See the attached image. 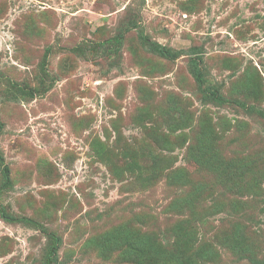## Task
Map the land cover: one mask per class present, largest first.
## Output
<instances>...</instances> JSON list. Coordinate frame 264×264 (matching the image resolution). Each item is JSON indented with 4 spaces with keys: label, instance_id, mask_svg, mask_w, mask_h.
Here are the masks:
<instances>
[{
    "label": "rangeland",
    "instance_id": "obj_1",
    "mask_svg": "<svg viewBox=\"0 0 264 264\" xmlns=\"http://www.w3.org/2000/svg\"><path fill=\"white\" fill-rule=\"evenodd\" d=\"M119 34L117 53L91 48ZM139 34L180 54L149 53ZM248 108L264 113V0H0V207L15 220L0 218V264H46L49 235L51 264H124L102 240L121 224L179 253V221L217 202L192 223L209 250L197 264L263 260L264 118ZM200 140L211 166L194 161ZM236 224L252 263L222 242Z\"/></svg>",
    "mask_w": 264,
    "mask_h": 264
},
{
    "label": "trees",
    "instance_id": "obj_2",
    "mask_svg": "<svg viewBox=\"0 0 264 264\" xmlns=\"http://www.w3.org/2000/svg\"><path fill=\"white\" fill-rule=\"evenodd\" d=\"M133 18L128 22L129 28H135L137 26V23L134 21ZM122 35L119 34L116 37H113L111 39H108L105 42L98 43L97 45L92 46L91 48L93 50H98L99 48L102 49L104 54L106 56H111L119 51V48L122 43ZM139 40L141 41L142 46L145 47V49L154 55H157L162 58L167 59H175L179 54L180 51H173L170 48H165L159 45L155 42H150L147 40L142 34L138 35ZM47 52H45L43 59L40 62V71L42 75H45V63L47 58ZM74 52L82 55L85 53V49L83 48H76L74 49ZM192 66V74L198 84H201L203 82L201 73L197 67L196 62L191 63ZM42 81V79L40 80ZM43 83L40 82V85ZM16 92L18 95L13 92L12 96L17 98L18 96H28L29 98H32L33 93L30 91H24L23 89H16ZM214 100L218 103L225 102V99L220 96L216 95L214 97ZM236 104L242 106L245 108L244 104L235 101ZM250 113H255L259 115L260 117L264 118V113L261 111H256L252 108L246 109ZM3 124L0 122V131L2 130ZM205 133L202 134L204 137ZM208 140L203 141L200 140V143L198 145V151H195L193 153L194 155V161L199 165H206L208 163V166L213 165V162L216 160H213L214 158H211L209 156H206L207 154H212L211 145H209ZM208 144V145H206ZM214 154V153H213ZM213 160V161H212ZM249 162L243 161L240 162L239 168H246L248 166ZM221 169L219 171V174L222 175V178H227L228 176H232L234 171V164L235 161H231L229 163L221 162ZM158 168V166H155V168ZM0 172L2 175V183H0V193L3 190H7L11 183L8 178V168L4 167L3 164V158L0 155ZM179 174L176 175V178H179ZM254 177H252V180H254ZM236 184H232V186H235ZM245 189L249 187H245ZM236 190V187H235ZM242 192V191H240ZM225 204H222L220 202L213 203L211 207L208 208L209 212H205L206 209L201 211V213H196L194 210H188L187 216L190 219L181 220L179 221V225L184 223L180 229L179 236H181L183 240L182 244V251L179 253H170L166 251L164 247L161 246L159 241L156 240V237L150 233V231L141 232L139 228L125 226L124 224L116 225V227H113L111 232L106 233L103 237V243L107 245L105 247L107 251H104L105 254H108L107 252H112L116 250H120V253L118 254L117 258L121 259L124 264H197L198 261H203L206 259V255L208 254V248H203L204 244L196 245L194 241V231L191 227H193L192 223L194 224L196 221H199L201 224L206 223V219L204 218L205 214H216V212L220 211L221 209L225 208ZM237 206V202L234 200L229 201V206L231 209ZM227 207V206H226ZM0 218L5 221H15L12 217H8L7 214L3 211V209L0 207ZM18 222L20 223H26L27 225H30L32 227L37 226L38 224L34 222L33 220H26V219H20ZM242 225L236 224L234 226V229L231 230L229 233L225 234V238L222 242H224V246H228L231 248L235 254L239 256V258H242V256H246L250 259V262H254V252L252 251L250 247V243L246 240V237H244V230ZM58 242V239L54 236L49 235L47 237V246H46V252L44 254V259L46 264H51V262H55L56 258L53 256L55 254V247ZM112 245L110 246V244ZM112 248V249H111ZM109 256V255H107ZM256 264H264V259L255 261Z\"/></svg>",
    "mask_w": 264,
    "mask_h": 264
}]
</instances>
